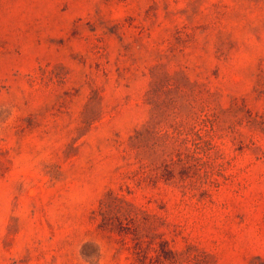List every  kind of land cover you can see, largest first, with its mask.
<instances>
[{
  "label": "rangeland",
  "instance_id": "obj_1",
  "mask_svg": "<svg viewBox=\"0 0 264 264\" xmlns=\"http://www.w3.org/2000/svg\"><path fill=\"white\" fill-rule=\"evenodd\" d=\"M0 264H264V0H0Z\"/></svg>",
  "mask_w": 264,
  "mask_h": 264
}]
</instances>
